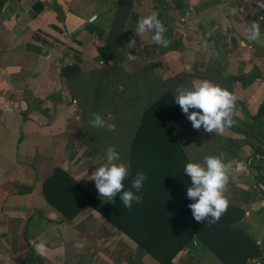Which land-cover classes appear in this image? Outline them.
<instances>
[{"label":"rangeland","instance_id":"1","mask_svg":"<svg viewBox=\"0 0 264 264\" xmlns=\"http://www.w3.org/2000/svg\"><path fill=\"white\" fill-rule=\"evenodd\" d=\"M147 9L158 14L172 36L175 31L176 47L175 39L168 48L155 43L151 32L136 33L138 21L149 16L141 12ZM19 15L20 24L9 30L1 28L4 19H0V264H38L35 245L39 243L56 250L54 264H137L138 251L144 249L140 238L154 226L153 237L160 241L156 245L169 243L168 248L157 251L164 259L158 264H195L186 260L194 256L200 240L209 236L219 240L246 237L262 247L264 257V163L253 165L261 161L253 157L254 150L264 154L258 130L248 133L252 145L243 151L237 147L243 125L226 128L223 133L201 129L191 138L182 133L168 140L159 127L148 129L145 121L125 119L138 103L128 109L116 99L113 106L98 105L107 112L101 117L107 125H115L114 130L89 126L95 136L91 138L72 133L57 123L69 100L82 96L95 102L86 88L72 90L64 84L61 71L48 67L59 57L67 61L70 71L88 78L89 71L104 72L115 78L116 84L109 88L119 89L116 78L129 76L125 82L136 84L134 92L145 100L141 111L163 118L160 122L165 123L169 105L175 101L161 98L168 90L176 96L179 89L209 81L246 97L242 91L245 84L264 86V0H36L27 13ZM253 22L261 27L257 40L249 38ZM133 40L136 45H130ZM153 54L169 64L158 68ZM116 58L123 60L117 70L116 63L112 66ZM172 63L181 64L174 67ZM153 82L160 90L149 97L147 85ZM254 99L264 110V97L256 94ZM119 119L122 121L117 122ZM25 127L30 128L29 135L24 133ZM82 129L84 124L78 121V133ZM35 134L44 140L42 149L52 152L41 153L33 146ZM139 137L144 138V144H135ZM52 138L55 142L47 146ZM168 141L188 149L169 148ZM185 142L192 143L187 146ZM91 145L113 147L120 154L118 162L129 169L124 190L131 189L138 173H144L147 180L138 193L142 198L151 196L156 185L174 186V193L157 192L153 204L141 211L135 202L131 209L126 208L120 194L114 200L102 198L91 175L106 163L107 150L90 161ZM225 145L234 148L223 159ZM209 156L231 164L224 190L228 208L218 221L197 222L189 207L195 201L187 197L192 181L184 167L189 162L202 163ZM76 158L80 179H89V200L72 207L70 217L75 220L68 221L49 205L75 195L76 189L57 196L50 179L59 169L77 175L67 161ZM171 161L182 165L180 178L173 173ZM160 170L169 173L159 177ZM183 175L186 181L181 180ZM260 184L263 188L258 190ZM87 185L85 181L83 189ZM100 202L116 205L104 216L98 213ZM154 212L159 216H151ZM134 219L142 222L140 227L131 224ZM20 254L22 259H17Z\"/></svg>","mask_w":264,"mask_h":264},{"label":"clouds","instance_id":"2","mask_svg":"<svg viewBox=\"0 0 264 264\" xmlns=\"http://www.w3.org/2000/svg\"><path fill=\"white\" fill-rule=\"evenodd\" d=\"M5 4L6 1L0 0V6ZM35 4L36 3H34V5ZM148 8H153V5H149ZM141 12L149 16L138 21L135 29L136 33L143 34L145 32H151L153 33L151 38L155 43L168 48H171L172 40L175 39L174 47H176L178 44V38L175 31H173L172 39H168V36L171 35V30L166 31L163 23L158 18V14L155 12L151 14V9ZM133 16L134 14L130 17ZM260 36V25L257 22H253L249 29V38L257 40ZM130 45H136V41L133 40ZM156 51L160 52L159 49ZM59 59L61 60L62 58ZM122 61L121 58H118V61H114L112 66L116 63L120 68ZM153 62L158 68L167 65L166 61L161 56L159 59H156L154 54ZM66 63L67 62L64 61L62 62L60 71ZM174 64L175 63H172V66L178 67L181 63H178L177 66ZM64 84H66L65 80ZM118 93L120 94L121 92ZM58 97H61V94ZM94 102L95 103L90 99L88 102L85 100V97L82 96H75L69 100L68 106L70 107V117L67 119V131L91 138L95 136L90 134L89 126L108 127L110 130L115 129V125H107L106 121L101 117V115L107 114V112H104L99 108V103L95 100ZM243 105L244 101L239 92L214 85L209 81H202L199 85L193 86L191 89H179L175 96V108L180 107L190 121L182 120L189 129L182 123L178 124L174 136L184 133L187 138H191L201 131V129H204L209 133H212L213 131L223 133L226 128L241 127L243 125V129H241L238 134L245 138L239 140L237 143L239 150H243V148L252 145V142L249 141L247 136V131L250 128L251 121L258 122L256 119L261 111L260 108L257 115L252 118L250 111H248L246 107L244 108ZM195 109L199 111H196ZM262 114H264V112ZM89 117H94V119L91 121ZM78 121H82L84 124V129L79 133L77 131ZM249 122L250 125L244 127ZM188 143L192 142H185L183 145L188 146ZM186 149L188 148H185V150ZM231 150L232 148L230 145L223 146L222 158L225 159L230 156ZM105 151L106 163L97 168V170L91 175V180L95 181L96 188L101 194V197H107L110 200H114V197H116L117 194H120V200L126 208L131 209L134 202L137 209L148 208L153 202L152 195L147 198H142V196L138 194L141 192L144 182L147 180V176L144 173H138L135 179L131 182V189L124 190V181L128 176L129 169L123 162H118L120 161V154L115 148H105L103 146L95 147L94 145H91L89 147V160L91 161L92 156L95 154H100V156H102ZM258 151L259 150H254L253 152V157H258L261 160L260 163H253L256 167L261 166L264 163V154H260ZM76 161L77 158L70 162L77 171V166L75 165ZM77 173L78 174L76 175L69 170L59 169L50 179V182L53 184L54 191L58 193L66 187L67 192L76 189V182L82 180L87 181V188L82 189L81 194L83 195L84 201L89 200V179H80L82 173L78 171ZM230 173L231 164L225 163L219 157L209 156L206 157L202 163L189 162L185 165L184 174L190 176L192 181V186L187 190V197L190 200L195 201L194 203H191L189 207L197 222L204 221L205 219L209 222V218H211L212 221H218L221 215L227 210L228 201L224 197V190L229 181ZM261 188H263L261 184L257 186L258 190ZM133 189L135 191H133ZM99 205L111 210L116 203H111V206H107L105 203L100 202ZM49 207L52 208L50 205ZM168 215L170 218L174 217L172 214L168 213ZM246 240L250 241L246 237L233 240H219L215 237L209 236L200 240L195 250V254L201 253L202 250L206 249L210 257L218 264H226L224 260L228 261L230 264H240L241 260L247 253L248 244ZM252 243L256 246L260 255L258 257L247 258L246 264H264L262 247L254 242ZM35 247L36 251L39 253L36 259L37 263L46 264L45 253L52 248H45L43 243L36 244ZM138 254L139 262L137 264L159 263L154 256L143 250L138 251ZM218 254H221L224 259ZM55 256L56 253L50 257V264H54ZM17 259H22V255L20 254ZM124 264L127 263L125 262Z\"/></svg>","mask_w":264,"mask_h":264},{"label":"trees","instance_id":"3","mask_svg":"<svg viewBox=\"0 0 264 264\" xmlns=\"http://www.w3.org/2000/svg\"><path fill=\"white\" fill-rule=\"evenodd\" d=\"M168 39H172V35L168 36ZM115 62L118 61V58L114 60ZM114 69H119V66L115 67ZM61 73L64 76V80L66 84H68L72 90H78L79 88H86L89 92V96L93 98L97 103L99 104H110L113 106V101L118 99L122 101L123 104L129 106L128 109H130L135 103H138L136 108L129 110L128 116H126L125 119H130L132 121H135L136 119H139V122L145 121V127L148 129H151L153 127H159L161 128L160 133L163 135L167 136V139L170 140L176 130H177V125L178 124H183L182 120L190 121L188 119V116L183 113L182 109L180 107L175 108V101L173 104L169 105L168 108V113L165 116V123H161L160 121L163 120V118H156L153 116H150L151 113H146V110L141 111V107L143 106V101L141 97H139L135 92H134V86L136 84H130L128 82H125V77L127 76H118L116 79L119 82L120 88H109L108 86L111 84H116V82H113L115 78H110L107 76L104 72H99L97 74H93L92 72H89V78L85 75H80L74 71H70L67 66H63L61 69ZM148 87V96L151 97L153 95H156L157 91L160 90V85L157 84L156 82H153L149 85ZM118 92H121L120 94ZM161 98H173L175 99L174 93L171 90H168L166 93L162 95ZM86 101L87 98H85ZM89 102V101H88ZM264 112L263 109L260 111V115H258L256 121L260 122V120L264 117ZM116 114H118V111H116ZM122 120L119 119L118 122H121ZM135 144L137 145H142L144 144V138L139 137L135 140ZM177 143L168 141L166 143V146L169 148H175L178 150H185L183 147H175L173 145H176ZM170 164H172L175 168L173 173L177 176H179L183 173V167L179 162L176 161H171ZM168 170H160L158 171V176L159 177H164L166 174H168ZM181 180L186 181L185 175L181 176ZM85 181H80L76 182L75 188L76 194L70 197L62 198L61 202H51L50 206L52 208H56L60 211L61 216L68 220V221H73V217H70V211L72 207L77 206L78 203L83 202L84 198L83 195L81 194V190L83 189L82 185ZM52 191L57 195V196H63L67 192V187L63 188L60 192H55L53 189V184L50 182ZM157 192H160L162 194H173L174 193V186H170V188H161V186L156 185L152 188V199L154 202V194ZM152 202V204H153ZM64 205L63 208H61V205ZM151 204V205H152ZM150 205V206H151ZM149 206V207H150ZM99 210L98 213L101 215H107L110 213V209H107L106 207L99 205ZM138 210H143V209H138ZM151 216L158 217V213L155 212ZM168 217H170L168 215ZM162 220V218H160ZM131 224H133L136 227H140L142 222L137 221L134 219ZM156 226L151 227L148 229L147 233L140 238V243L143 245L144 249H142L144 252L151 254L154 256L159 262H163L164 259L161 257H158L159 253L157 251L168 248L169 243L166 242L162 246H157L156 244L159 243L160 241L153 237V233L156 231ZM177 242H180L181 239H176ZM248 246H247V253L241 260L240 264H246V260L249 257H258L259 251L256 248V246L246 240ZM47 253V252H46ZM46 255V254H45ZM222 259H224L221 254H218ZM46 258V264H50V257L45 256ZM226 264H230L228 261L224 260Z\"/></svg>","mask_w":264,"mask_h":264},{"label":"crops","instance_id":"4","mask_svg":"<svg viewBox=\"0 0 264 264\" xmlns=\"http://www.w3.org/2000/svg\"><path fill=\"white\" fill-rule=\"evenodd\" d=\"M6 1V4L3 6H0V19H4V22L2 23L1 28L5 29V30H9L11 28V26L16 27L20 24L21 22V18H20V13H27L29 11L30 6L34 5V3H36V0H4ZM129 16H132V12L128 11L127 13ZM13 17H15V19H13ZM10 19V20H6V19ZM27 39L30 38V35L28 34L26 36ZM165 60V59H164ZM67 62L66 60L63 59H59V57L57 58H53L51 60V62L48 63V67L50 68L51 71H60V67L62 65V62ZM166 61V60H165ZM167 63V61H166ZM169 64V63H167ZM174 65H178V63H175ZM213 80H219L217 78H214ZM212 80V81H213ZM235 91V90H234ZM242 91L246 94V97L243 96V94L240 93L241 98L244 101V108L246 107V109L248 111H250V114L252 115V118H254L255 115H257L260 107L257 104L256 100L254 99V97L257 95H260L262 97H264V86L263 85H250V84H245L242 88ZM70 117V107L68 106V104L66 105V107L62 110L59 119H58V126L67 130V119ZM253 130H258V138H261L262 140H264V117L260 120V122H254L251 121V125L249 130L247 131V136L249 138V132ZM30 128L29 127H25L24 128V133L26 135L30 134ZM245 137L239 134V140H243ZM4 139L6 140V143L8 144V136L5 135ZM56 138H52L51 141L49 142V144H47V146H49L51 143L55 142ZM43 139L40 137L39 134H35L34 135V140H33V146L35 148H37L41 153H50L52 151H46L42 149V145H43ZM250 141V140H249ZM252 142V141H251ZM230 147L232 148L231 152L233 151V145H230ZM238 147V145H237ZM239 148V147H238ZM244 149H248V147L243 148ZM240 150V151H243ZM67 161H71L70 159H67ZM67 170V169H65ZM56 253V250H48L47 253H45L47 257H51L53 254ZM20 256V255H19ZM187 262H194L195 264H218L217 262H215L210 255L208 254V251L206 249L202 250L201 253H194V256L191 259H187ZM152 264V263H149Z\"/></svg>","mask_w":264,"mask_h":264}]
</instances>
